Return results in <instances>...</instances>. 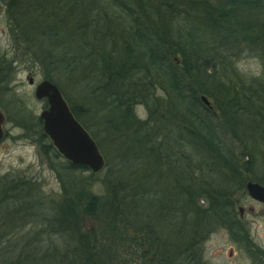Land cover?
I'll return each mask as SVG.
<instances>
[{"label": "trees", "instance_id": "obj_1", "mask_svg": "<svg viewBox=\"0 0 264 264\" xmlns=\"http://www.w3.org/2000/svg\"><path fill=\"white\" fill-rule=\"evenodd\" d=\"M4 1L14 21L11 26L26 42L43 49L36 50L34 57L49 68L51 75L46 80L56 83L64 74L74 78L82 91L98 85L91 89L98 105L106 103L107 112L120 118L113 130L134 129L143 134L139 138L147 154L158 160L163 157L170 165L176 159L177 172L185 166V184L177 193L175 207L154 189V197L142 195L146 201L135 213L138 206L124 202L123 195L130 199L142 187L128 179L122 184L107 181L112 187L106 197L87 193L83 212L99 218L97 227L102 233L94 232L93 237L101 239L74 241V264H127L128 256L135 255L150 264H204L196 239L215 227H222L245 249L253 264H264V250L252 241L230 196L215 178L225 170L237 176L253 170L250 152L237 157L231 149L234 140L242 139L232 136L233 140L227 128L236 126L235 118L240 120L255 105L264 124V0H104L116 17L124 19L123 28L113 16L107 20L98 16L101 6L89 0ZM241 45L257 52L260 75L243 78L227 69L226 55ZM158 88L163 97L155 95ZM203 95L214 107L205 105ZM66 102L88 130L81 111ZM133 103L146 106L151 113L146 121L131 111ZM27 117L21 126L33 129L41 152L58 155L39 117ZM253 178L264 184L261 177ZM98 204L101 209L95 210ZM59 215L66 229H79L74 212L63 210ZM166 228L174 240L167 239ZM127 229L134 233L129 244L123 239L129 238ZM70 235L75 239L84 236ZM33 261L25 256L27 264Z\"/></svg>", "mask_w": 264, "mask_h": 264}, {"label": "rangeland", "instance_id": "obj_2", "mask_svg": "<svg viewBox=\"0 0 264 264\" xmlns=\"http://www.w3.org/2000/svg\"><path fill=\"white\" fill-rule=\"evenodd\" d=\"M89 1L101 6L96 11L98 16L100 14L106 20L108 16H113L118 20L117 25L124 27V19L119 15L116 17L114 10L108 8L104 0ZM11 23L14 24V21L5 1L0 0V109L6 118L4 136L0 140V264H27L25 256L34 260L31 264H74V241L101 239L93 237L94 232L102 233L97 227L99 218L83 212L87 193L106 197L112 187L107 181L122 184L128 179L142 187L131 194L130 199L127 194L123 195L124 202L138 206L135 213L146 201L142 195L154 197V189L159 190V195L172 205L178 197L177 193H180L181 185L185 184V166L177 172L174 169L177 162L175 157H170L174 159V164L170 165L163 157L158 160L149 152L147 154V148L142 138H139L143 134L135 133L134 129L120 127L113 130L112 126H118L120 118L109 110L107 112L106 99L103 100V107L98 105L97 96L91 94V89L95 90L98 85L93 84L89 91L85 88L82 91L73 82L74 78L69 79L64 74L53 84L59 88L65 100L68 99L81 111V120L97 144L105 166L99 172L92 173L87 168L68 167V161L58 152V155H54L48 150L44 155L34 131L32 133L33 129L28 131L21 124L27 116L38 117L45 107L44 100L34 97V87L51 74L49 68L38 64V59L34 57L36 50L43 49L26 42ZM113 51L118 52L116 47ZM226 59L227 69H234L243 78L262 73L260 57L246 45L230 52ZM28 77L33 78V85L28 83ZM155 95L164 96L160 88L155 89ZM202 97L209 103L205 105L214 107L209 97ZM251 108L246 110L240 120L235 118L237 125L229 126L227 133L230 137L240 136L242 139V142H237L232 137L234 145L231 149H235L237 157L241 152H250L253 157L252 172H241L237 176L225 170L216 173L215 178L230 196L229 199L234 203L233 210L249 231L252 241L264 250V204L251 199L245 190L246 182H256L253 176L264 180V124L257 116L259 108L256 105ZM131 111L141 122L151 115L142 103H133ZM194 156L196 161L198 156ZM197 174L195 171L194 175ZM147 186L153 191L146 190ZM110 200L111 196L106 199L108 205L111 204ZM200 204L205 206L203 201ZM98 208L101 209L99 204L95 210ZM129 208L133 210V207ZM63 210L75 213L73 219L79 226L78 230L66 229L67 223H63L59 215ZM153 213L149 211V214ZM168 229L164 230L165 235L173 233ZM74 232L84 236L75 239L70 235ZM131 232H126L129 238L123 237L124 243L133 242L134 233ZM169 236L168 240H174ZM196 241L204 264H253L246 250L234 243L222 227L206 231ZM128 260L127 264H150L147 258L136 255L128 256Z\"/></svg>", "mask_w": 264, "mask_h": 264}, {"label": "water", "instance_id": "obj_3", "mask_svg": "<svg viewBox=\"0 0 264 264\" xmlns=\"http://www.w3.org/2000/svg\"><path fill=\"white\" fill-rule=\"evenodd\" d=\"M28 83L34 84L32 77H28ZM34 97L46 103L38 117L43 132L57 152L72 165L87 168L92 173L103 169L105 160L97 144L75 118L59 88L48 80H42L34 87ZM202 101L209 104L204 97ZM5 121V115L0 109V140L4 136ZM245 190L251 199L264 204L263 185L248 181Z\"/></svg>", "mask_w": 264, "mask_h": 264}]
</instances>
